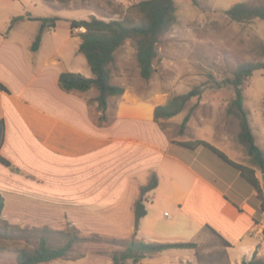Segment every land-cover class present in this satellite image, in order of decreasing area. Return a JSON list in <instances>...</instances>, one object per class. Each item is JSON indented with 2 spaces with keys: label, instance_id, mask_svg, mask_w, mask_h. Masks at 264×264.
Instances as JSON below:
<instances>
[{
  "label": "crops",
  "instance_id": "0c3cea01",
  "mask_svg": "<svg viewBox=\"0 0 264 264\" xmlns=\"http://www.w3.org/2000/svg\"><path fill=\"white\" fill-rule=\"evenodd\" d=\"M13 2L0 0V85L4 87L0 88V119L6 125L0 155L19 172L0 162V193L3 196L7 190L20 196L9 200L3 196L2 217L56 221L59 215L86 220L95 213L122 208L134 213L141 187L156 174L159 184L152 197H145L147 215L135 231L138 240L196 243L207 231L230 245L224 246L228 264H245L255 256L264 262V239L257 235L264 229V211L255 188L209 148L192 150L180 145L204 140L232 161L247 164L237 141L238 124L232 123L237 133L230 136L226 123L217 129L206 117L191 116L183 137L170 139L156 122L155 109L174 96L162 91L141 95L114 81V75L112 83L124 87L125 93L109 99L101 119L96 89L67 93L59 86L64 71L93 77L87 60H80L79 46L68 57L60 49L45 53V33L39 50L32 51L39 19L44 17L27 6L43 7L45 0H21L23 9L15 12ZM15 17L21 18L11 27ZM55 27L47 30L55 33ZM169 86L174 91L173 84ZM178 91L181 95L191 90ZM219 98L200 103L213 110L223 105L225 117L231 118L226 113L228 101ZM245 107L249 111L246 101ZM183 112L163 121L183 123L189 111ZM249 122L264 151V112H249ZM262 175L257 170V178L262 180ZM186 251L193 250L169 249L149 257ZM178 261L190 262L177 258L172 263Z\"/></svg>",
  "mask_w": 264,
  "mask_h": 264
},
{
  "label": "rangeland",
  "instance_id": "374dc122",
  "mask_svg": "<svg viewBox=\"0 0 264 264\" xmlns=\"http://www.w3.org/2000/svg\"><path fill=\"white\" fill-rule=\"evenodd\" d=\"M139 1L141 0H45L47 5L35 8L28 4L27 10L44 18H57L55 33L45 31L47 41L44 52L51 53L60 49L68 57L73 53L72 49L80 45L79 34L84 31L72 30L73 20H90L92 17L105 21L128 19L136 24L139 17L133 5ZM196 1L195 4L192 0H175L177 22L157 46L159 57L154 62L155 72L150 80H145L140 75L136 47L132 41H127L117 51L111 66L113 79L136 89L144 96L162 91L173 97L181 92L178 90L199 87L200 97L194 98L193 102L196 103H191L192 107L187 108L183 114L191 110L190 117L194 116L198 120L206 117L217 126L226 123L230 136L235 135L237 127L236 130L233 129L232 123L238 122L234 117H225L223 105L213 110L200 102L212 100L216 96L220 97L218 100L229 101L233 96L232 88L223 89L218 84L232 78L239 65L264 61V20L238 23L225 14L235 4L260 5L264 0ZM11 5L15 12L18 8L21 11L24 4L21 0H16ZM80 60H86L82 54ZM170 84H173L174 91ZM244 96L248 113L255 110L264 112V69L254 72L245 82ZM160 125L173 140L183 137L182 134L187 129L186 125L181 132L182 123L177 121H162ZM6 191L3 196L7 200L20 196ZM152 192L147 195L152 197ZM167 212L170 213L169 210ZM59 217L56 221H10L2 217L0 231L11 235L0 239V264H16V252L22 248L33 249L41 237H46L48 243L55 247L74 240L69 255L61 259V264H113V254L123 251L127 241L138 239L135 235V215L129 213L127 208L98 212L86 220L64 219L63 215ZM196 243L197 248L192 252L162 255L153 259V256H147L142 264H228L226 249L216 236L206 231ZM177 258H186L190 262L172 263ZM126 264L133 262L127 261Z\"/></svg>",
  "mask_w": 264,
  "mask_h": 264
},
{
  "label": "trees",
  "instance_id": "16d2710c",
  "mask_svg": "<svg viewBox=\"0 0 264 264\" xmlns=\"http://www.w3.org/2000/svg\"><path fill=\"white\" fill-rule=\"evenodd\" d=\"M197 3L196 0H192ZM137 10L138 20L136 24L127 20L105 21L96 17L90 20H73L71 29H84L79 34L81 43L79 52L84 55L93 73L92 78H88L81 73L64 71L59 76V86L67 93L87 92L96 89L99 93L96 101L99 110L102 112L101 119L108 109L111 97H121L125 93V88L112 83L111 66L115 61L116 52L122 48L127 41H132L136 47V58L139 65L140 75L145 80H150L155 72L154 62L159 57L157 46L161 37L170 32L177 22V8L175 0H141L133 5ZM225 14L238 23H245L254 19L264 20V3L254 5L250 3H238L228 9ZM21 17H15L11 22V27ZM57 18H41V27L32 45V51L37 52L41 46L43 35L47 29L55 26ZM264 69V61L243 63L237 67L232 78H228L218 84L220 88H232L233 96L229 99L226 107L228 116L234 117L239 126L237 141L242 147L247 164H240L232 161L224 152L215 148L204 140H195L180 145L197 149L206 147L217 154L222 160L235 167L241 176L247 180L257 191L258 197L262 201L261 210L264 211V182L256 176L257 170L264 175V151L257 145L250 122L249 113L245 107L244 86L254 72ZM1 89H4L0 85ZM201 90L199 87L193 88L186 94L176 95L166 105L157 106L155 109V120L161 123L179 115L194 98H199ZM194 108V107H193ZM190 113L185 117L181 132L184 131L190 119ZM6 125L0 119V148L5 139ZM0 162L8 168H12L11 163L0 155ZM13 171L19 172L12 168ZM159 179L153 174L147 185L141 187L140 197L134 205L135 231L138 230L140 221L147 215L145 205L146 195L156 189ZM5 208V199L0 193V219ZM8 232L0 231V239L9 237ZM217 235V234H215ZM223 246L230 245L220 236ZM74 240H70L64 246H52L46 237H41L39 243L33 249L22 248L16 252V264H41L53 260L66 258L72 247ZM125 249L112 256L113 264H126L132 261L133 264H140L147 256H153L169 249H191L197 248V243H149L133 238L125 243ZM245 264H264L256 259V256Z\"/></svg>",
  "mask_w": 264,
  "mask_h": 264
},
{
  "label": "built area",
  "instance_id": "2783aa9c",
  "mask_svg": "<svg viewBox=\"0 0 264 264\" xmlns=\"http://www.w3.org/2000/svg\"><path fill=\"white\" fill-rule=\"evenodd\" d=\"M256 233H257V232H253V234H256ZM257 235L259 236L260 239H264V229L261 230V231H259V232L257 233Z\"/></svg>",
  "mask_w": 264,
  "mask_h": 264
},
{
  "label": "water",
  "instance_id": "95a60500",
  "mask_svg": "<svg viewBox=\"0 0 264 264\" xmlns=\"http://www.w3.org/2000/svg\"><path fill=\"white\" fill-rule=\"evenodd\" d=\"M262 180H263V182H264V175H262Z\"/></svg>",
  "mask_w": 264,
  "mask_h": 264
}]
</instances>
